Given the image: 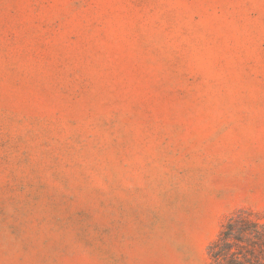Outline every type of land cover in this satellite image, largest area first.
<instances>
[{"label":"rangeland","instance_id":"rangeland-1","mask_svg":"<svg viewBox=\"0 0 264 264\" xmlns=\"http://www.w3.org/2000/svg\"><path fill=\"white\" fill-rule=\"evenodd\" d=\"M264 221V0H0V264H212Z\"/></svg>","mask_w":264,"mask_h":264},{"label":"trees","instance_id":"trees-1","mask_svg":"<svg viewBox=\"0 0 264 264\" xmlns=\"http://www.w3.org/2000/svg\"><path fill=\"white\" fill-rule=\"evenodd\" d=\"M208 254L212 264H264V221L249 210L230 216Z\"/></svg>","mask_w":264,"mask_h":264}]
</instances>
